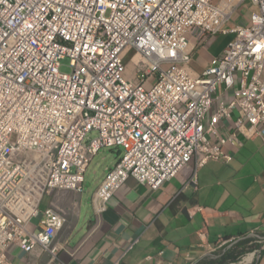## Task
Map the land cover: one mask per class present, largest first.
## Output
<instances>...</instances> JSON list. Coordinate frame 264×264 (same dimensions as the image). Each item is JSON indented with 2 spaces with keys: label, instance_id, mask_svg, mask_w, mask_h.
<instances>
[{
  "label": "built area",
  "instance_id": "1",
  "mask_svg": "<svg viewBox=\"0 0 264 264\" xmlns=\"http://www.w3.org/2000/svg\"><path fill=\"white\" fill-rule=\"evenodd\" d=\"M242 6L249 21L230 26ZM219 37L229 39L223 54L196 72L197 43ZM137 56L147 61L129 77ZM257 138L264 143V0H0L7 250L56 255L67 218L46 199L83 193L104 148L122 157L94 196L100 215L131 178L156 191L190 166L229 164L231 150Z\"/></svg>",
  "mask_w": 264,
  "mask_h": 264
},
{
  "label": "crops",
  "instance_id": "2",
  "mask_svg": "<svg viewBox=\"0 0 264 264\" xmlns=\"http://www.w3.org/2000/svg\"><path fill=\"white\" fill-rule=\"evenodd\" d=\"M218 41L196 48L195 71L222 55L229 39L220 47ZM112 150L91 197L85 187L83 194L60 193L73 202L67 209L55 203L67 218L54 241L56 255L13 246L12 264H264L261 139L231 150L230 164L213 161L198 171L191 166L156 191L131 178L100 215L94 194L122 156Z\"/></svg>",
  "mask_w": 264,
  "mask_h": 264
},
{
  "label": "rangeland",
  "instance_id": "3",
  "mask_svg": "<svg viewBox=\"0 0 264 264\" xmlns=\"http://www.w3.org/2000/svg\"><path fill=\"white\" fill-rule=\"evenodd\" d=\"M249 12L250 11L247 8L242 6L238 10V13H237L238 16L241 17V22L239 21L240 18L238 16H235L232 19V23H230V26H234L237 23L244 24ZM217 39L219 40L218 41L219 42V47L222 46L224 41L227 40V38H224V37H219ZM214 43H212V41H208L207 45H211V44H214ZM224 45H225V43H224ZM196 46H198V49L202 48V44H200V43H197ZM130 58L128 59V63L129 64H130V61H131ZM68 64H69L68 60L64 62L65 66L62 69V71L64 73H70L71 72L70 68L67 66ZM133 71L134 70H131L130 74H133ZM112 151H113L112 149L104 148L93 159V161L90 164V167L88 169V172L86 174L85 189H86L87 194H84L85 196L91 197V192H93V190H95V188L97 187L98 179L103 174V169H104V166L106 165L107 158L112 155ZM61 196L65 197L66 195L65 194L61 195L58 192H54L53 195L50 198L46 199L44 207L48 206L49 203H51V202H53L54 204L57 202L58 206L61 209H67L68 204L73 202V198H70V199L66 200L63 197L61 198ZM68 196H70V195H68Z\"/></svg>",
  "mask_w": 264,
  "mask_h": 264
},
{
  "label": "bare ground",
  "instance_id": "4",
  "mask_svg": "<svg viewBox=\"0 0 264 264\" xmlns=\"http://www.w3.org/2000/svg\"><path fill=\"white\" fill-rule=\"evenodd\" d=\"M144 58V57H143ZM147 60H145V59H142V57L141 56H137L134 60H132L131 62H130V64L128 65V76L130 77V76H132L133 74H130V72H131V70H134L135 69V67L136 66H138L139 65V63L141 62V63H143V62H146ZM41 170H44V169H42L41 168ZM32 180L36 183V182H39V180H40V176L39 175H37V174H34L33 176H32ZM34 187H36V186H34ZM34 190V189H33ZM9 219V216H5L4 217V220L6 221V219ZM14 218L17 220V221H20L19 219H17L15 216H14ZM14 226H16L17 228H13L14 229V231H16V235H22V234H24L25 233V230L23 229V228H20V224L19 223H15L14 224ZM1 233V232H0ZM0 238H2L1 236H0ZM7 242H0V261H2L3 263L4 262H10L9 261V259H8V252H9V250H10V248L11 247H13V246H15V245H11L9 248H8V250H7ZM11 263V262H10ZM12 264V263H11Z\"/></svg>",
  "mask_w": 264,
  "mask_h": 264
},
{
  "label": "clouds",
  "instance_id": "5",
  "mask_svg": "<svg viewBox=\"0 0 264 264\" xmlns=\"http://www.w3.org/2000/svg\"><path fill=\"white\" fill-rule=\"evenodd\" d=\"M236 16H238V14H237ZM238 17H239V16H238ZM239 18H240L239 21L241 22V17H239ZM248 21H249V13H248V15H247V18H246V21H245L244 24H246ZM240 24H241V23H237V24H235V25H240ZM235 25H234V26H235ZM241 25H242V24H241ZM216 41H217V39L214 40V41H212V43H214V42H216ZM204 46H210V45H204ZM196 48L198 49V46H197ZM225 48H226V47H225ZM222 54H223V53H222ZM215 58H216V57H215ZM209 65H210V64H209ZM192 68H193V67H192ZM196 72H197V71H196ZM263 144H264V143H263ZM121 157H122V156H121ZM119 161H120V160H119ZM211 162H213V161H211ZM209 163H210V162H209ZM229 164H230V163H229ZM193 166H194V165H193ZM190 167H191V166H190ZM190 167H189V168H190ZM194 167H195V166H194ZM204 167H205V166H204ZM195 169H196V167H195ZM199 169H200V168H199ZM196 171H198V169H196ZM87 172H88V171H87ZM108 173H109V172H108ZM103 181H104V180H103ZM102 183H103V182H102ZM84 187H85V185H84ZM99 188H100V187H99ZM99 188H98V189H99ZM97 191H98V190H97ZM97 191H96V192H97ZM83 193H84V192H83ZM83 193H81V194H83ZM95 194H96V193H95ZM95 194H94V196H95ZM93 199H94V197H93ZM92 203H93V201H92ZM49 204H50V203H49ZM62 230H63V229H62ZM62 230H61V231H62Z\"/></svg>",
  "mask_w": 264,
  "mask_h": 264
}]
</instances>
